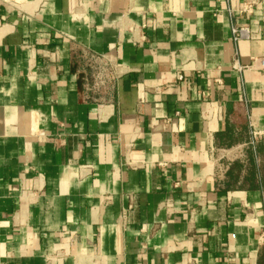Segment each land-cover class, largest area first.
Returning <instances> with one entry per match:
<instances>
[{"label":"crops","instance_id":"obj_1","mask_svg":"<svg viewBox=\"0 0 264 264\" xmlns=\"http://www.w3.org/2000/svg\"><path fill=\"white\" fill-rule=\"evenodd\" d=\"M248 1L0 0V264H264Z\"/></svg>","mask_w":264,"mask_h":264},{"label":"built area","instance_id":"obj_2","mask_svg":"<svg viewBox=\"0 0 264 264\" xmlns=\"http://www.w3.org/2000/svg\"><path fill=\"white\" fill-rule=\"evenodd\" d=\"M229 1V0H226ZM257 0H249L245 7L241 10L245 16L250 14L251 7L257 6ZM229 13L232 14L231 11ZM264 24V20H263ZM231 38L234 42H238L241 40H251L253 39V35L251 30L246 26H233L230 29ZM84 64L85 67L89 70V77L86 79V82H90L89 88L90 90L98 91L100 88L104 87L107 80L110 78H115L118 76L119 72L116 64L113 60L106 55H84ZM178 79H181V76H178ZM88 86V83H87ZM257 138V133H252V141L251 145ZM264 205V202H263Z\"/></svg>","mask_w":264,"mask_h":264}]
</instances>
